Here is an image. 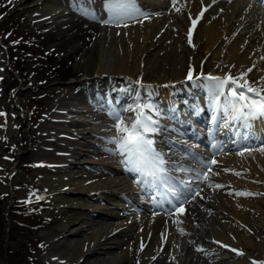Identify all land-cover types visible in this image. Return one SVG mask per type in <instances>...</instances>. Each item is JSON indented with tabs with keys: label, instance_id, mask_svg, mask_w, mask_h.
<instances>
[{
	"label": "bare ground",
	"instance_id": "1",
	"mask_svg": "<svg viewBox=\"0 0 264 264\" xmlns=\"http://www.w3.org/2000/svg\"><path fill=\"white\" fill-rule=\"evenodd\" d=\"M7 2L8 0H4V3ZM137 2L140 8L144 7L151 15L147 19L141 17L136 21L131 20L127 22V27H118L119 30L128 29V34H124L115 31L116 26L102 23L103 19H107V14L101 0H94L93 5L87 9L90 13L88 16L76 10L73 0H14V7H23L19 10L21 20L26 26L22 32L31 35L35 46L39 45L38 51L42 52L34 58H45L43 60L50 74L57 72L64 75L58 82L60 84L48 88L52 93H60L49 97V101L39 107V139L32 156L44 168L39 176V184L32 193L44 197L43 199L52 204L76 207L75 212L84 215L74 225L66 223L63 227L42 235L47 258L50 263L56 264H253V261L260 264L264 262V238L241 233L243 229H248L249 225L245 221L244 202L240 196L235 195L236 192H246L249 188H245L243 183H238L237 179L233 180V177L238 178L237 172L230 176L228 173L231 171H223L232 169L229 160L231 161L230 158L234 155L229 150L244 145V142L233 143L239 140V137L233 134L234 138L229 139L230 141H221L224 145L223 152H218L217 149L211 152L209 148L201 145L196 147L186 141L188 136L197 138V133L183 122L188 121V117L182 116L180 110L185 112L189 109L192 112L190 105H200L204 110L195 115L204 117L207 104L205 93L193 89L191 83L186 81L187 75H183L185 71L180 72L175 67L171 73L158 78L161 80L157 82H161L160 85L154 82L148 93L155 92L152 99L162 109H178L177 120L182 123L179 126L184 128L180 130L178 137L186 142L181 140L171 146L197 151L205 159L216 158L219 165L215 170L219 175L213 176L212 181L223 185L222 188L216 189L211 185L199 184L203 189L201 196L204 199L197 197L186 205L185 215L173 216L167 214L168 212H160L155 210L154 204L148 202L149 199L145 201L140 186L135 183L137 177L125 170L120 163L121 157L107 151L109 147L105 140L109 136L91 126L101 123L108 126V130H115L114 120L110 117L111 121L107 122L103 119V112L109 108V101L118 109L133 102L135 93L126 91L123 82L128 83L124 86L131 89L137 85V73L141 71V79L149 77L153 65H157V58L149 64L150 56L158 50L154 47L160 43H165L169 49L184 45L185 40L188 41V29L191 27L189 17L195 19L210 4L212 6L193 30V48L199 41L205 43L203 46L209 49L214 42L222 39L223 42L226 41L224 44L229 49L226 50L225 59L235 60L236 68L251 67L255 63L253 75L264 77V60L261 59L264 57V11L249 0H216L215 3L213 0H178L175 6L171 0ZM176 8L181 11L177 12ZM161 10L165 11L160 13ZM142 24H150V31L137 33L132 30L134 27L141 31L140 27L135 26ZM155 28L160 36L154 33ZM148 45H151L150 49L142 53ZM166 50L164 49V52ZM65 58H71L67 64H64ZM180 58L175 57L176 63H183ZM1 65L6 68L10 64L0 55V69ZM141 67L143 69H140ZM207 74L224 76L216 69H210ZM0 77H3L0 80L1 98L7 86L6 80L10 78L3 70L0 71ZM146 89L147 87L139 88L140 95L145 100L148 93L144 95L142 92ZM174 96H177V100L172 102ZM87 98L90 101L86 102ZM80 102L86 103V107L93 103L94 106L87 110L86 107L82 108ZM18 105L16 99H13V107L20 111ZM2 107L0 105V110ZM56 113H59L61 118L55 116ZM81 114L86 118L79 120L71 117ZM122 114L131 115L127 112ZM19 115L23 117V113ZM164 122L170 125L168 119H164L162 123ZM212 127L209 121L206 131L210 133ZM178 131L176 129V132ZM229 131L231 130H220L219 134L226 135ZM252 134L256 139L248 141V146L264 140V121L254 122ZM29 138L31 140V135ZM4 140L5 135H1L0 141L3 143L0 148L6 143ZM213 142L221 144L216 136H212L211 144ZM19 144H22V141ZM171 150L173 152V149ZM254 151L251 153H255ZM175 158L178 164L191 165L189 159L181 160L180 154ZM6 162L8 159L0 157V172H3ZM12 170L13 168L9 172ZM9 172L6 170L5 174L9 175ZM105 195L125 197L129 204H118L123 211L122 217L132 212L135 215L125 220L104 218L99 212L104 206L98 202L103 200ZM181 228L184 229V234H181ZM131 234L135 236L137 248L133 242L127 243ZM253 239L259 242L254 243ZM142 242L145 247L140 251ZM221 244L228 247H221ZM197 248L203 251H197ZM237 252L242 254L238 255ZM220 254H224V257ZM230 260H235L236 263H230Z\"/></svg>",
	"mask_w": 264,
	"mask_h": 264
},
{
	"label": "rangeland",
	"instance_id": "2",
	"mask_svg": "<svg viewBox=\"0 0 264 264\" xmlns=\"http://www.w3.org/2000/svg\"><path fill=\"white\" fill-rule=\"evenodd\" d=\"M13 3L14 0L11 4L8 2L4 3V0H0V5H2L0 6V17H2L0 18V55L7 59L10 64L7 65L6 68H3L4 65H1L3 72L7 74L10 79L6 80L7 84H5L7 86L4 89V94L0 98V105L4 107H2L0 111L6 113V116L0 117V125L6 124V127H0V136L5 135L6 138L4 140L6 143L2 145L3 148H0V157L2 159L9 157L8 162L5 163L7 166L5 165L4 170H2L3 172H0L2 173L0 174V264H56L50 263L47 258L44 251L42 235L59 227H63L66 223L68 225H74L84 217V215L75 212L74 209L76 207H72L71 205L70 207L54 203L53 205L47 199H33L30 193H32L39 184V176L44 168L41 166L42 164H38L35 157L32 156L36 142H38L39 139V137H37V130L40 125L38 120L41 115L39 107L44 102L49 101V97L51 98L55 94L60 93H52L48 88H54V86L60 84L58 82L62 80L64 75H62L63 73L59 75L57 72L50 74L43 60L45 58H34L35 55L39 56L42 52L38 51L37 47L39 45L35 46L31 35L29 36L22 32L26 29V26L21 20L22 16H20L19 10L23 9V7L17 9L14 7ZM163 11L161 10L159 12L161 13ZM15 14H17V16ZM207 17L211 18L210 16ZM140 18L141 17H139V19ZM135 27H140L141 29V31H137V29L133 27L132 30L135 32L143 33L144 31L145 33L150 31L151 25L142 24V26L138 25ZM117 30L120 33L123 32L124 34H128L126 33L128 29L127 31L124 28L123 30H119L117 27L115 31ZM156 32H158L157 29L154 33L160 36V34ZM9 33H11L10 36L8 35ZM112 39L114 38L112 37ZM17 40L20 42L14 44L13 41ZM221 40L214 42L209 49L203 46L205 43L203 44L199 41L196 43V49L193 48L192 44L190 45L187 40H185L186 42H184V45H178L179 47L176 46L178 47L176 50V47H171L169 49L165 43H160L159 46L154 47V49L158 50L153 52L150 56L149 64L157 58L155 60L157 65H153V69H151L148 74L149 77H143V79H141V71L136 74V77L139 78L138 80L148 83L146 84L147 86L151 85L153 87L154 82L157 83L161 81L158 78L167 73H171L175 67L180 72L185 71L183 75H187L189 66L191 65L194 70V75L199 73L207 74L210 69H216L220 74L225 75L230 72L232 76H239L240 73L250 68V66L236 68L235 60L225 59V54L229 49H227L226 44H224L226 41L223 42V40ZM150 46L151 45L146 46V49L144 48L142 53L144 50L147 51L150 49ZM164 49L167 50L164 52ZM175 57H181V62L183 60L185 64L176 63ZM65 59L66 62L64 61V64H67L69 61L68 59L71 58ZM233 65L234 67H232ZM140 69L143 68L141 67ZM253 71L246 77L250 82H256L261 78L253 75ZM154 76H156V78H152ZM160 83L157 84L160 85ZM13 84L14 86H9ZM148 89L149 88L142 92V94L146 95ZM177 96L172 97V102H175V99L177 100ZM13 99H16V102L19 103L18 106L21 108L20 111L13 107ZM158 99L160 98L158 97ZM22 113L23 117L19 115ZM59 115V113H56L55 116L61 118ZM71 117L79 119L86 118L83 115H74ZM183 122L191 127L188 121L184 120ZM91 127H96L98 129L96 124ZM30 135L31 140L29 138ZM21 141L22 144H19ZM2 143L3 142L0 141V145ZM258 144L249 147L255 149ZM240 149H231L234 157L231 156L230 158L232 162L229 160L232 164V171L228 174L231 176L234 174L233 172L239 173L238 178H236L237 176L233 177V180L237 179L238 183H243L245 188H249L246 189V192L254 194L252 196H240L244 202L243 211L246 214L245 221L249 225V228L243 229L241 233L251 237L256 235L260 238H264V154H261L259 151H254L256 154L250 153L249 155V153L245 152L243 155H239L238 152ZM11 168H13V170L9 172ZM6 170L9 172V175L5 174ZM44 186H47V184H44ZM28 199H31L32 202L24 203V201ZM120 202L122 204L126 203L122 200ZM98 203L104 206L99 212L106 219L118 220L121 218L125 220L135 215L134 212H132L122 217L123 211L117 206L119 204V199L113 195H105V198ZM130 241L133 242L134 247L137 248L135 236L133 234H131V238L129 237L127 243ZM253 241L254 243L259 242L257 239H253ZM220 256L224 257V254H220ZM232 261L235 262V260H230L229 262L232 263Z\"/></svg>",
	"mask_w": 264,
	"mask_h": 264
},
{
	"label": "snow or ice",
	"instance_id": "3",
	"mask_svg": "<svg viewBox=\"0 0 264 264\" xmlns=\"http://www.w3.org/2000/svg\"><path fill=\"white\" fill-rule=\"evenodd\" d=\"M101 2L107 14V19H103L102 23L106 25L127 27V21H136L139 17L147 19L151 15V13L139 7L137 0H101ZM215 2L216 0H213V3ZM8 3L11 4L12 0H8ZM93 3L94 0H73L76 10L85 16L90 14L87 9ZM171 3L175 6L177 0H171ZM259 3L264 7V0H259ZM211 6L210 4L207 8H204L195 19L189 17L191 19V27L188 29V43L190 45L192 44L193 30ZM175 10L177 12L181 11L180 8ZM241 19L243 20L244 17L242 16ZM139 22L142 23L143 21ZM117 34L119 35V33ZM8 35L10 36L11 33ZM19 42L18 40L13 41L14 44ZM261 59L264 60V57H261ZM254 68H256L255 63L245 72L240 73L239 76H232L229 72L220 77L203 73L194 75V70L190 65L185 78L193 88L205 93V102L213 126L210 132L231 130L234 135L239 137V140H235L233 143L244 142V146L238 152L239 155H243L245 151L251 153L254 150L264 154V140H261L255 149L249 147L247 143L256 139L252 134L254 122L257 120L264 121V77L256 82H250L246 79ZM2 79L3 77H0V80ZM135 83L140 85L141 88H152L151 85H143L140 80ZM164 87H169V85H164ZM126 91L132 92L131 89ZM154 95V91L149 92L145 100L141 97L139 91H136L133 102L119 109L109 101L108 112L114 120L113 127L116 134L107 139V143L114 145L113 148L107 149V151L121 157L120 163L127 172L137 177L135 183L140 186L142 192L149 197L153 204L157 207H163L167 204L169 205L167 214L183 216L187 211L186 205L197 197L204 199L201 196L203 189L199 187V184L211 185L216 189L223 187L220 183H213L212 181L213 176L219 175V172L215 170L219 165V161L214 157L211 159L202 158L197 153L185 149L183 155L200 165L197 168L191 165L178 164L173 160L169 154L171 147L169 152H165L162 145L168 144L171 146L178 144L179 141L161 138L163 133L175 131V129H169L168 125L162 123V121L164 119H177L178 109L175 107L162 109L152 99ZM116 103L118 104L119 101H116ZM190 107L194 115L204 110L200 105H190ZM125 112L131 113V115L124 116L122 113ZM4 116H6V113L0 111V117ZM0 127H6V124L0 125ZM211 146L217 149L218 152H223L224 145L213 142ZM5 159H9V157H5ZM223 171L232 170L223 169ZM236 174L239 175V173ZM235 195L252 196L254 194L241 191L236 192ZM30 196L35 197L37 200L43 199L42 196L36 193H30ZM31 202V199L24 201V203ZM153 215H156V213H153ZM180 232L184 234V229L181 228ZM216 243L220 242L216 241ZM144 247L145 245L142 242L140 251H143ZM221 247L228 246L221 244ZM231 250L237 251L236 249ZM197 251H203V249L197 248ZM237 254L242 253L237 252ZM253 264H257V262L253 261ZM260 264H264V262H260Z\"/></svg>",
	"mask_w": 264,
	"mask_h": 264
}]
</instances>
